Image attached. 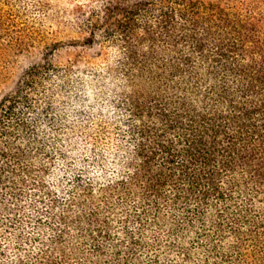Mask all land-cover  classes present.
Segmentation results:
<instances>
[{
    "label": "trees",
    "instance_id": "16d2710c",
    "mask_svg": "<svg viewBox=\"0 0 264 264\" xmlns=\"http://www.w3.org/2000/svg\"><path fill=\"white\" fill-rule=\"evenodd\" d=\"M47 9L0 0V44L26 46ZM74 15L80 48L0 92V264H134L162 245L172 264H264V0Z\"/></svg>",
    "mask_w": 264,
    "mask_h": 264
},
{
    "label": "rangeland",
    "instance_id": "374dc122",
    "mask_svg": "<svg viewBox=\"0 0 264 264\" xmlns=\"http://www.w3.org/2000/svg\"><path fill=\"white\" fill-rule=\"evenodd\" d=\"M90 1L45 0L48 9L46 15L35 23L36 29L32 30L34 29L32 27L30 36L26 33L27 29L22 30L21 39L27 43L26 46L11 43L8 39L0 44V92L11 89L22 71L31 65L43 62L47 53L54 52L52 57L55 63H65L76 49L80 48L71 47L72 41L78 37L73 25L74 13L79 5H87ZM147 238L148 241L152 239L151 235ZM149 249L139 250V259L134 264H150L151 252L158 253L159 264H172L178 257L173 253L167 256L164 245Z\"/></svg>",
    "mask_w": 264,
    "mask_h": 264
}]
</instances>
